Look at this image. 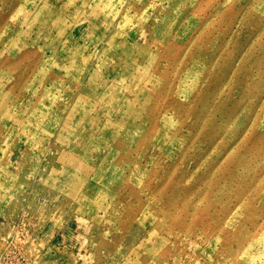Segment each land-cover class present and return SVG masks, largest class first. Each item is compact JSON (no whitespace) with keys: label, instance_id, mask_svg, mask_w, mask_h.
Segmentation results:
<instances>
[{"label":"rangeland","instance_id":"374dc122","mask_svg":"<svg viewBox=\"0 0 264 264\" xmlns=\"http://www.w3.org/2000/svg\"><path fill=\"white\" fill-rule=\"evenodd\" d=\"M0 264H264V0H0Z\"/></svg>","mask_w":264,"mask_h":264},{"label":"bare ground","instance_id":"6f19581e","mask_svg":"<svg viewBox=\"0 0 264 264\" xmlns=\"http://www.w3.org/2000/svg\"><path fill=\"white\" fill-rule=\"evenodd\" d=\"M128 11H126L125 13H124V15H127L128 13H127Z\"/></svg>","mask_w":264,"mask_h":264}]
</instances>
